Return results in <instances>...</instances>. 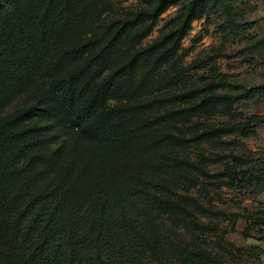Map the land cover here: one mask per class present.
<instances>
[{"label":"trees","instance_id":"trees-1","mask_svg":"<svg viewBox=\"0 0 264 264\" xmlns=\"http://www.w3.org/2000/svg\"><path fill=\"white\" fill-rule=\"evenodd\" d=\"M180 2V23L144 46ZM237 2L156 0L106 21L114 0H0V264H223L168 224L194 201L174 198L173 160L204 144L234 149L220 181L263 192L264 163L245 140L258 137L264 115L240 108L263 100L264 84L215 70L201 86L161 93L178 85L182 72L167 66L196 16L234 20ZM27 92L30 104L1 114ZM102 149L116 160H100Z\"/></svg>","mask_w":264,"mask_h":264},{"label":"rangeland","instance_id":"rangeland-1","mask_svg":"<svg viewBox=\"0 0 264 264\" xmlns=\"http://www.w3.org/2000/svg\"><path fill=\"white\" fill-rule=\"evenodd\" d=\"M155 1L114 0V10L104 18L109 21L141 9H151ZM235 8L234 20H229L222 12L196 16L179 44L174 63L167 66L170 71L176 68L182 72L176 82L178 85L161 95H172L194 85L201 86L215 70L229 76V80L246 86L264 84V0H238ZM183 12L182 2L168 7L143 45L157 41L174 29L180 23ZM32 101L33 94L24 93L1 114H13ZM240 109L246 114L264 115V99L249 102ZM205 119L207 117L202 115L194 121H199L201 128L206 123ZM53 133L56 139L60 137L56 143L70 145L69 136H62L64 133L50 128V134ZM245 143L254 158L260 160L256 166L261 167L264 163V127L258 137L245 140ZM232 150L221 145L214 148L204 144L179 152L173 160L181 161L176 167L178 173L172 185L173 196L176 199L191 196L194 201H188L179 213L176 211L178 216L170 214L168 224L180 227L189 244H196V247L218 256L223 264H264V191L253 193L251 189H231L217 176L227 162L222 158L223 154H230ZM98 157L106 163L116 160L114 154L106 149H102ZM199 204L202 207H198ZM190 227L198 230L197 237L191 233ZM202 229L205 232H201ZM247 233L250 237L246 236ZM255 248H259V256H255L252 250Z\"/></svg>","mask_w":264,"mask_h":264}]
</instances>
